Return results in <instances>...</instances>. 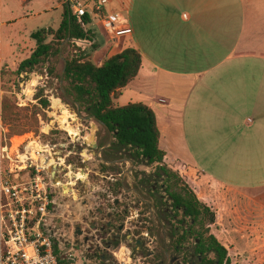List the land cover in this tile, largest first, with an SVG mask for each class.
<instances>
[{"label": "rangeland", "instance_id": "obj_1", "mask_svg": "<svg viewBox=\"0 0 264 264\" xmlns=\"http://www.w3.org/2000/svg\"><path fill=\"white\" fill-rule=\"evenodd\" d=\"M50 1L53 0L28 3L25 0H0L1 186L30 182L34 167L28 163L24 168L17 157L29 148L33 149L35 144L27 148L29 142H40L48 146L46 151L52 154L46 152L41 157L43 164L48 158L55 164L62 163L59 173L56 172L58 182L71 183L70 193L60 187L52 188L50 210L54 224L59 225L61 236L57 237L62 254L73 249L76 264H119L115 254L118 255L120 250L123 257L124 249H128L131 254L128 264H198L193 253L194 238L185 240L182 236L191 222L183 218L181 212L173 210L165 190L167 185L177 183L180 187L186 183L184 172L181 174L179 168L169 167L173 173L169 180L153 178L156 165L134 163L127 156L109 150L113 135L65 91L67 83L62 78L65 60L78 51L76 46L66 41L58 59L51 58L31 72L17 74L20 63L34 50L35 43L30 35L49 28L56 30L59 26L62 9H55L56 3ZM119 4L120 0H116L115 5ZM50 69L54 71L50 72ZM40 89L44 90L43 98L50 103L49 110H42L35 100ZM5 104L7 112L4 116ZM24 123L30 126L26 128ZM24 129L27 133L19 135ZM17 137L23 138L18 140ZM10 139L24 143L23 147H13ZM92 141L96 142L97 149L91 145ZM5 148L10 160L1 157ZM212 157L217 162L218 157ZM51 168L52 165L40 172L45 181H52ZM177 179L182 182L178 183ZM248 182L243 180L242 184ZM1 186L0 196L4 199ZM216 194L214 190H210L208 196L199 191L196 194L198 198H206L214 214V223L208 225L207 234L228 246L230 237L239 235L230 234L233 233L230 231L243 229L249 237L252 224L257 221V215L252 213L258 202L243 199L236 203L232 202L234 200L226 202ZM194 228L202 231L200 226ZM239 242L243 252H238L237 247L238 251L229 255L232 260L238 264H264V253L261 252L263 258L255 262L256 252H252L253 247H248V240L239 239ZM123 259L128 261L127 256ZM208 259H214V255L210 254Z\"/></svg>", "mask_w": 264, "mask_h": 264}, {"label": "crops", "instance_id": "obj_2", "mask_svg": "<svg viewBox=\"0 0 264 264\" xmlns=\"http://www.w3.org/2000/svg\"><path fill=\"white\" fill-rule=\"evenodd\" d=\"M115 1L105 13L117 15L126 33L112 43L92 25V60L99 66L132 48L141 66L114 106L154 112L166 164L184 172L196 194L258 202L249 237L227 231L239 234L228 240L229 255L243 252L246 238L256 262L264 251V0Z\"/></svg>", "mask_w": 264, "mask_h": 264}, {"label": "trees", "instance_id": "obj_3", "mask_svg": "<svg viewBox=\"0 0 264 264\" xmlns=\"http://www.w3.org/2000/svg\"><path fill=\"white\" fill-rule=\"evenodd\" d=\"M57 1L62 4L63 10L58 28L36 31L30 35L35 47L29 58L20 63L17 74L31 72L34 67L48 62L51 58L58 59L60 48L68 38L71 43L73 40H91L94 37L91 32H84L77 24L71 15L68 0ZM84 21L87 24L89 18L86 17ZM96 48L93 45L90 52L78 50L65 60L62 78L67 83L66 93L113 135V142L109 148L111 152L127 156L134 163L156 165L157 171L153 178L169 180L173 173L165 162L166 154L159 148L160 132L154 112L142 104L120 107L114 106L113 103L120 90L136 78L141 66L139 52L127 48L105 58L101 65L97 66L92 60V53ZM52 71L54 69H50V72ZM43 97L44 90L40 89L35 100L42 110H49L50 103ZM2 110L5 116L6 104ZM24 124L26 128L30 126ZM26 130L21 131L19 135L27 133ZM102 166L106 169L105 165ZM177 180L178 183L182 182L180 179ZM165 190L168 192L173 210L181 212L182 217L188 218L191 222L189 229L182 236L185 240L188 237L194 238L193 253L200 260L199 264H238L229 256L230 246L207 234L208 225L214 223V214L209 206L199 200L192 188L187 183L180 187L176 183L172 186L167 185ZM195 226L202 227V231H195ZM210 254L214 255V259H208Z\"/></svg>", "mask_w": 264, "mask_h": 264}, {"label": "built area", "instance_id": "obj_4", "mask_svg": "<svg viewBox=\"0 0 264 264\" xmlns=\"http://www.w3.org/2000/svg\"><path fill=\"white\" fill-rule=\"evenodd\" d=\"M109 3L110 0H68L71 15L84 32H90V27L94 25L103 30L108 40L114 43L126 32L124 23H120L117 15L105 13V7ZM86 17L89 18L87 24L84 21ZM72 43L77 50L85 51L91 48L95 41L93 38L79 39L73 40ZM22 138L19 137L18 140ZM10 141L17 149L23 147L24 143H17L14 139ZM32 144H35L33 149L29 148L26 153L17 157L24 168L28 163L34 167V177L30 182L27 185L6 186H1L0 183L4 194V199L0 196V264H76L73 249L62 254L60 242L58 243L61 236L59 225L54 224V215L50 210L53 204L52 188H57L56 185L60 182L54 184L51 179L45 181L40 176V172L46 167L45 164H40L39 159L46 152L52 155L51 151H46L49 147L37 141L27 145L30 147ZM6 150L7 148L2 149L1 157L3 160H10ZM61 165L62 163L56 164L57 173ZM124 250L123 257L120 250L118 255L115 254L119 264H128L130 261L129 250ZM125 256L128 261L123 259Z\"/></svg>", "mask_w": 264, "mask_h": 264}, {"label": "water", "instance_id": "obj_5", "mask_svg": "<svg viewBox=\"0 0 264 264\" xmlns=\"http://www.w3.org/2000/svg\"><path fill=\"white\" fill-rule=\"evenodd\" d=\"M67 41H69V38L67 39ZM93 118H94V117H93ZM94 119H95V118H94ZM95 120H96V119H95ZM96 121H97V120H96ZM97 122H98V121H97ZM98 123H100V122H98ZM100 124H101V123H100ZM101 125H102V124H101ZM112 139H113V137L111 136L109 142H111ZM89 141H90V140H89ZM91 145L93 146L94 149H97V144H96V142L92 141V142H91ZM97 156H99V155H97ZM56 169H57L56 165H53L52 168H51V171H50L51 175L53 176V178H52V182H53L54 184H56V183L58 182V177H57V174H56ZM76 229H79V226H76ZM77 234H78V235H81L80 231H78Z\"/></svg>", "mask_w": 264, "mask_h": 264}, {"label": "bare ground", "instance_id": "obj_6", "mask_svg": "<svg viewBox=\"0 0 264 264\" xmlns=\"http://www.w3.org/2000/svg\"><path fill=\"white\" fill-rule=\"evenodd\" d=\"M35 147V146H34ZM29 148V147H28ZM32 149V148H31ZM40 160V164H43V161H44V159H39ZM45 166H46V168L48 167V166H53V165H56L55 164V162L53 161V160H48V161H46L45 163ZM57 187L58 186H62L61 188L64 190V191H68V193H70L71 192V189H70V186H71V183L70 182H68L67 184H61V183H59V184H57L56 185Z\"/></svg>", "mask_w": 264, "mask_h": 264}, {"label": "flooded vegetation", "instance_id": "obj_7", "mask_svg": "<svg viewBox=\"0 0 264 264\" xmlns=\"http://www.w3.org/2000/svg\"><path fill=\"white\" fill-rule=\"evenodd\" d=\"M141 201H143V200H141ZM143 203V202H142ZM94 227V226H93ZM103 230V229H102ZM199 262H200V260L198 259V264H199Z\"/></svg>", "mask_w": 264, "mask_h": 264}]
</instances>
